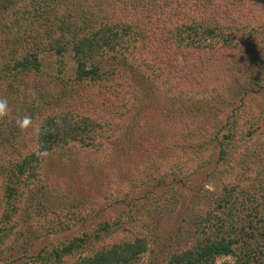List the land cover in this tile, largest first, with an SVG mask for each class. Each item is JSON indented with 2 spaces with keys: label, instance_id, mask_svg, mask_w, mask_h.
<instances>
[{
  "label": "trees",
  "instance_id": "obj_1",
  "mask_svg": "<svg viewBox=\"0 0 264 264\" xmlns=\"http://www.w3.org/2000/svg\"><path fill=\"white\" fill-rule=\"evenodd\" d=\"M244 47L264 62V0H0V99L8 102L0 117V262L21 254L23 264H141L152 245L143 220L123 229L101 221L31 253L34 239L89 218L75 206L32 211L27 193L52 190L47 168L57 155L102 164L114 156L135 118L137 82L147 80L188 109L135 186L185 185L212 163L211 145L219 149V179L192 239L162 264H264V101L242 97L214 131L199 114L235 99L232 77L241 73L233 57ZM69 51L74 77L44 70L43 54ZM25 116L31 124L21 131L16 120ZM149 195L151 204L169 202Z\"/></svg>",
  "mask_w": 264,
  "mask_h": 264
},
{
  "label": "rangeland",
  "instance_id": "obj_2",
  "mask_svg": "<svg viewBox=\"0 0 264 264\" xmlns=\"http://www.w3.org/2000/svg\"><path fill=\"white\" fill-rule=\"evenodd\" d=\"M41 59L44 70L49 74H62L67 78L75 76L76 65L72 51L63 57L46 53ZM233 59L235 69L240 71L242 78L232 77L237 88L235 99L230 104L220 103L199 112L207 125L217 124L212 131L215 127L222 129L234 109L241 105L242 97L245 100L264 101L263 56H257L250 48L244 47ZM131 73L134 74L132 69ZM258 81L260 85L256 84ZM137 84L140 88L139 97L132 105L135 118L129 132L117 144L114 156L102 164L76 154L57 155L47 168L52 190H42L39 186L28 188L27 205L32 211L75 206L90 220L74 224L70 231L45 239H34L31 253H37L40 247L69 241L82 232L91 231L101 221H109L112 225L117 222L118 226L113 227L122 229L139 220L146 222L152 245L143 256L141 264H162L169 254L185 247L192 239L196 213L210 201L219 179L214 172L219 149L211 145L212 163L189 178L185 185L177 183L171 187L167 183L157 187L154 186V180L145 183V179H142L139 181L140 186H135L141 171L147 169L151 159L149 155L154 158L167 149L162 147L161 142L178 125L179 116L188 109L184 103L167 98L150 81H139ZM244 92L248 94L244 96ZM191 107L195 109L194 105ZM195 110L198 111L197 108ZM191 116L194 119V115ZM150 192L159 198H169V202L151 204L148 199ZM119 195L125 198L124 202H120ZM17 256L14 260L0 264H23L19 258L22 255ZM225 261L232 260L221 258L217 264Z\"/></svg>",
  "mask_w": 264,
  "mask_h": 264
},
{
  "label": "clouds",
  "instance_id": "obj_3",
  "mask_svg": "<svg viewBox=\"0 0 264 264\" xmlns=\"http://www.w3.org/2000/svg\"><path fill=\"white\" fill-rule=\"evenodd\" d=\"M8 112V102L6 99H0V117H3ZM31 124V118L28 116H25L23 118H18L16 120L17 127L23 131L26 128H28Z\"/></svg>",
  "mask_w": 264,
  "mask_h": 264
}]
</instances>
